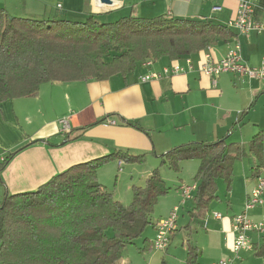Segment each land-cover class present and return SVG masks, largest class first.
Instances as JSON below:
<instances>
[{"label": "crops", "instance_id": "crops-1", "mask_svg": "<svg viewBox=\"0 0 264 264\" xmlns=\"http://www.w3.org/2000/svg\"><path fill=\"white\" fill-rule=\"evenodd\" d=\"M241 1L251 5L253 20L264 22V0H112L110 5L99 0H0V7L11 16L45 20L67 18L82 21L90 14L100 21L128 15L145 18L162 15L207 20L227 26L234 19ZM228 29V37L219 39L202 51L186 55L194 62L195 69L184 74L142 82V75L160 71L175 62L161 58L152 61L150 66L139 64L125 76L117 74L100 81L44 82L34 97L0 102V160L5 153L24 146L1 171L0 193L35 189L73 164L120 149L131 154L146 153L149 166L142 172L144 178L156 166L161 170L167 167L166 164L160 165L161 156L182 143L225 139L226 142L247 147L254 133L264 129V77L249 78L223 72L213 84L210 77L197 70L203 51H208L214 60H218L225 57L236 43L240 44L242 61L247 66L256 68L264 63L262 33L253 31L243 35L234 27ZM47 110L51 114L45 115ZM61 120L66 122L65 125ZM123 120L135 121L140 129L123 124ZM79 134L78 138L67 140ZM123 164L119 160L109 161L97 170V178L108 168V171L121 170ZM198 165L196 158L183 160L176 174L186 176L185 172H188L193 175ZM251 168L252 183L245 187V195L257 183L258 176H252ZM182 185L186 184L181 178L168 185L171 189L167 194L174 191L178 198L163 211L164 216L177 202L180 203ZM194 185L191 196L181 206L182 218L177 216L166 250L158 251L150 246L140 251L143 243L141 241L137 245L135 240L131 244L135 245V251L121 256L123 260L118 264H132L139 260L137 256L144 261L158 256L162 264H186L187 240L197 246V261L200 264H210L234 255L232 218L242 212L241 206L233 210L227 200L225 207L221 208L224 213L216 212L220 217H215V212L207 217L209 205L219 197L205 208H198L195 199L197 182ZM249 187L252 188L249 190ZM183 212L189 217V220L186 217L188 221L183 218ZM248 216L256 222L250 214ZM152 218L156 223L162 216ZM193 219H201L203 223L202 229L194 234L190 224ZM151 230V237H154L155 227L152 226ZM179 233L181 236L177 240ZM249 235L257 246L264 242V231H252ZM151 237L149 240L152 243ZM255 252V249L239 251L235 264H264V255Z\"/></svg>", "mask_w": 264, "mask_h": 264}, {"label": "trees", "instance_id": "trees-1", "mask_svg": "<svg viewBox=\"0 0 264 264\" xmlns=\"http://www.w3.org/2000/svg\"><path fill=\"white\" fill-rule=\"evenodd\" d=\"M228 28L162 15L39 20L11 16L0 7V102L34 97L44 82L125 76L147 58L178 61L228 37ZM122 123L139 128L132 120ZM263 145L264 129L254 133L247 147L225 139L189 141L164 153L160 164L178 173L183 160L198 159L195 199L198 208H205L218 197L217 179L230 190L236 160L253 157L252 176H259ZM23 148L3 155L0 173ZM111 160L139 163L146 153L115 150L73 164L35 189L0 193V263L113 264L138 238L143 243L140 251L152 247L143 233L156 226L154 208L171 187L154 169L143 186H132V200L123 204L97 179V170ZM185 246L186 264H200L197 246L189 240ZM253 249L264 255V242L253 244Z\"/></svg>", "mask_w": 264, "mask_h": 264}, {"label": "built area", "instance_id": "built-area-1", "mask_svg": "<svg viewBox=\"0 0 264 264\" xmlns=\"http://www.w3.org/2000/svg\"><path fill=\"white\" fill-rule=\"evenodd\" d=\"M227 26L234 27L240 34L243 35H248L253 31L264 35V22H257L253 20L252 7L246 1H241L239 3L234 19L229 21ZM142 64L150 66L152 65V60H145ZM194 69L195 64L190 56H184L181 60L175 61L171 65L163 67L160 71H149L148 73L142 75L140 80L142 82H146L151 79H159L163 76L184 74L186 72L193 71ZM197 70L205 76L210 77L213 84L215 83L218 75L223 72H233L239 75H246L249 78L264 77V63L262 62L261 65L256 68L247 66L242 61L241 47L239 43H236L232 48H230L225 57L218 60H214L208 51H203L202 60L199 66H197ZM61 123L65 125L66 122L61 120ZM194 188V184L191 186L182 185L180 188L182 195L180 203L172 208L166 218L160 219L156 222L155 236L152 240V246L155 250L165 251L168 247L171 233L176 225L178 212L181 206L185 203L186 199L191 196V192ZM263 196L264 177L258 176L257 183L247 195L244 210L235 214L232 218V230L235 233L232 244V252L234 255L210 264H235V258L239 251L253 249V242L249 233L252 231L263 232L264 223L252 221L247 215V211L255 206L262 205ZM214 215L215 217H220L219 213H215Z\"/></svg>", "mask_w": 264, "mask_h": 264}, {"label": "rangeland", "instance_id": "rangeland-1", "mask_svg": "<svg viewBox=\"0 0 264 264\" xmlns=\"http://www.w3.org/2000/svg\"><path fill=\"white\" fill-rule=\"evenodd\" d=\"M29 18V17H27ZM35 19L34 17H32ZM42 20V19H39ZM149 58H147L148 60ZM146 60V59H145ZM151 60V59H150ZM143 63V62H142ZM141 64V63H140ZM138 67V66H137ZM136 67V68H137ZM33 110H36L35 107H31ZM45 115L51 114L49 110L44 111ZM253 157L251 156H246L241 160H237L234 165H233V176H232V184L230 190L226 189L225 183L223 182L222 179L217 180L218 184V199L214 200L211 205H209V209L207 211V217H210L213 215L215 212H221V208L225 207L227 200L230 201L231 208L233 210H236V208L240 205L241 206V211L244 210L245 208V203L247 199V195H245V187L249 186L250 181H252L250 178V168L251 165L254 163ZM262 168L260 171V176L264 177V149L262 153ZM161 165V164H160ZM149 165H147V161L145 160L144 162H139V163H130V162H124L122 169H112V170H105V172L100 176V178H97L99 180V183H101L107 190H109L112 194L113 197L116 200H119L123 204H128L132 200L133 196V184H136V186H143L146 183V179L152 170L157 169L159 171L160 176H163L164 180L169 184H174L175 181H177V178H181L186 185H193L195 183L194 181V176L191 175L188 172H185L184 176L183 174L179 175L176 174L174 171L170 170L168 167L162 168L163 170L159 169V167H155L151 170V172L143 178L144 173L143 170L148 168ZM179 182V181H178ZM253 182H255L253 180ZM252 187H249V190ZM247 192V191H246ZM177 195L174 191L170 192L166 196H163L160 200H158L155 208H154V214L153 217L157 215V217L162 216V218H166L167 216H164L163 211H166L168 206H172V204L177 200ZM180 196V200H181ZM178 205V202L176 203ZM183 209L180 208L178 212V217L182 218ZM214 213V214H215ZM247 214L251 215L252 218L255 219L256 222H263L264 223V196H263V204L260 206H255L247 211ZM184 219L187 220L186 217L187 214L186 212H183ZM189 220V217H188ZM187 220V221H188ZM191 229L193 234L196 233L197 231L199 232L202 229V222L201 219H193L191 220ZM182 230V227H180V231ZM183 231H181L182 233ZM181 233L177 235V240L180 238ZM144 236L147 234L149 237H151L152 230L151 227L148 226L146 230L144 231ZM155 236V235H154ZM154 238V237H151ZM142 238L136 240L135 243L137 245H140ZM180 241V239H179ZM181 242V241H180ZM135 245H129L123 252H122V257H124L129 251H135ZM120 257L118 260H116L113 264H118L120 263L123 258ZM138 257V261H133L132 264H162L161 260L158 256L154 257L153 260L151 261H144L141 257ZM127 258V257H126Z\"/></svg>", "mask_w": 264, "mask_h": 264}, {"label": "water", "instance_id": "water-1", "mask_svg": "<svg viewBox=\"0 0 264 264\" xmlns=\"http://www.w3.org/2000/svg\"><path fill=\"white\" fill-rule=\"evenodd\" d=\"M101 3L106 4V5H110L112 4V0H99Z\"/></svg>", "mask_w": 264, "mask_h": 264}]
</instances>
